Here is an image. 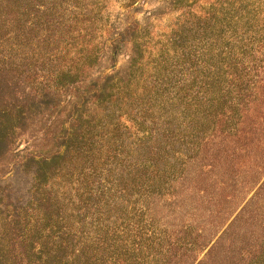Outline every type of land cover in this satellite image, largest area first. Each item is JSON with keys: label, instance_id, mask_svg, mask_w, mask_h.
<instances>
[{"label": "rangeland", "instance_id": "1", "mask_svg": "<svg viewBox=\"0 0 264 264\" xmlns=\"http://www.w3.org/2000/svg\"><path fill=\"white\" fill-rule=\"evenodd\" d=\"M262 95L264 0H0V264H264Z\"/></svg>", "mask_w": 264, "mask_h": 264}, {"label": "trees", "instance_id": "2", "mask_svg": "<svg viewBox=\"0 0 264 264\" xmlns=\"http://www.w3.org/2000/svg\"><path fill=\"white\" fill-rule=\"evenodd\" d=\"M257 88H258V90H260L259 87H257ZM260 91H262V90H260ZM240 93H241V91L238 90V92H236V95L238 97H241L242 94H240ZM262 96H264V95H262ZM247 100H248L247 103L249 105H244L241 110H242V112L249 113L250 118L241 119L242 118L241 117L238 119H233V118H228L227 115H225V114H222V116H221L222 121L226 120V119H230V120H233V122H235V123H233L234 127H231V128H233L232 130L227 132V131H224V129L222 127H219L220 119H218V118H216L215 121L214 120L211 121V123H212L211 131L213 130V133L208 134V137H206V139L204 140V148H203L202 152L200 153L199 148H198L197 152L194 153L193 157H189V158H193V161H195L194 162V165L196 167L195 179H198L201 176L208 174V172L203 171V168L205 166L209 165V167H212L214 169L218 164H221V161L220 162L217 161L220 159L217 157L218 155H216V154H219V153H222L223 151H226L228 144H233V150L237 149L240 153H248L249 148L253 147L254 143H252L250 140H249L250 143L246 142V143H243L241 145L239 143V140L241 138L245 139L250 134L253 135L254 125H253V119L251 117H252V115H254L253 112L258 111L255 108H258V107H259V109L262 108V104L257 105L258 104L256 102L257 100L254 98H251V100H249V99H247ZM250 123H251V126H250L251 129L248 127V125ZM1 127L2 126L0 124V132L2 131ZM217 128H220V129H217ZM217 130H219L218 134L224 133V132H226V133L223 134V136H219V135H216ZM73 137H74V135L71 136V139H73ZM75 139L77 140V138H75ZM207 139H210V140H207ZM214 139L216 141H214ZM257 140H259V139H257ZM78 142H80V141L78 140ZM222 157H224V156H222ZM42 161L44 162L43 167H46V165H49V162L45 163L47 161V159H44ZM215 161H216V164H215ZM217 162H218V164H217ZM93 174H96V173H93ZM100 174H102V173H100ZM38 184H39L38 186H42L44 183L43 182L40 183L38 181ZM37 189L38 188L36 186L35 190H34V199H35V193H36ZM84 189L86 191L81 196L83 197V199L86 202H88L90 200L92 201L91 198L93 195L94 188L86 186V187H84ZM74 190H76V189H74ZM84 195H85V197H84ZM101 196H103L101 193H99V194L96 193L95 199H97L98 197L101 198ZM37 199L38 198L35 199L36 202H37ZM87 206L88 205H85L84 207L87 208ZM91 206H92V203H91ZM30 209H31L30 207L29 208H27V207L19 208L20 212L25 211V210H30ZM76 216L78 217L80 215H76ZM65 233L67 234V237L71 238V236H69V234H68V233H70L69 230H67V232H65ZM59 238H60V240H62L63 234H61V236ZM62 249H63L62 247L56 246L54 251H53L54 254L52 253V255H49L48 258L46 259V262H50V263L55 262L57 260V258L60 257V255L63 253L64 250H62Z\"/></svg>", "mask_w": 264, "mask_h": 264}]
</instances>
